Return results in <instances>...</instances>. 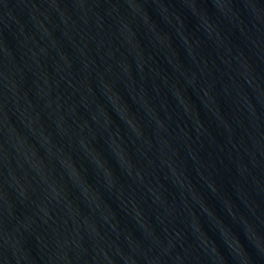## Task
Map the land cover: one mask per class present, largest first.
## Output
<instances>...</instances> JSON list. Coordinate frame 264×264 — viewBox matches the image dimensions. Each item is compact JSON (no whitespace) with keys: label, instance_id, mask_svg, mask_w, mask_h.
<instances>
[{"label":"water","instance_id":"95a60500","mask_svg":"<svg viewBox=\"0 0 264 264\" xmlns=\"http://www.w3.org/2000/svg\"><path fill=\"white\" fill-rule=\"evenodd\" d=\"M0 264H264V0H0Z\"/></svg>","mask_w":264,"mask_h":264}]
</instances>
